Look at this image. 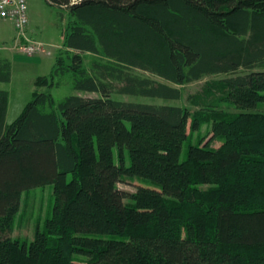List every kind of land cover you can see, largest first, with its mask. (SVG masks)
I'll list each match as a JSON object with an SVG mask.
<instances>
[{"label":"trees","instance_id":"1","mask_svg":"<svg viewBox=\"0 0 264 264\" xmlns=\"http://www.w3.org/2000/svg\"><path fill=\"white\" fill-rule=\"evenodd\" d=\"M47 1L68 12L69 51L36 86L72 75L98 97L57 104L35 91L6 124L0 90V264H264V0ZM143 72L179 87L229 77L207 84L204 96L223 92L193 113L114 98L182 99ZM10 77L0 58V82ZM126 178L158 189L123 191ZM47 185L45 228L11 238L24 193Z\"/></svg>","mask_w":264,"mask_h":264},{"label":"rangeland","instance_id":"2","mask_svg":"<svg viewBox=\"0 0 264 264\" xmlns=\"http://www.w3.org/2000/svg\"><path fill=\"white\" fill-rule=\"evenodd\" d=\"M27 12L29 16L28 28L30 29V34H28L27 28V37L32 41L44 44L46 49L51 52V55L41 54L36 55L35 57H29L21 53L16 48L18 45V33L13 23L9 20L0 18V55L11 60L13 69L12 82L7 84L0 83V89L8 90L11 94V106L8 116L9 123H12L20 116L27 103L33 99V93L35 90L51 93L57 104L71 95L79 94L90 98L98 97V94L96 93H79L75 91L72 75L60 77L61 85L59 87H35L34 82L38 77L49 76L52 73L54 65L56 64L57 56L69 51L65 46L64 41L70 18L66 10H60L59 8L50 5L47 0H27ZM83 58L85 67L89 68L91 66L92 57L84 54ZM139 74L155 80L156 82L169 84L165 80L150 73L143 72ZM225 78L227 77L223 74L218 76H208L202 81L184 87L169 84L181 89L183 97L179 101L118 95H114V98L127 102L180 105L188 108L190 112L193 113L202 108L203 100L210 104L211 101L215 99V96L218 97L220 93L223 92L220 89H215L212 92V95L206 97L204 96L203 88H205L207 84L213 83L214 85V82H218ZM115 85L117 87L120 86L118 83ZM199 96L200 99H198ZM220 109L235 112V110L229 105H222ZM258 111L264 112V103L259 104ZM207 131L208 128L204 127L201 131L202 133L198 132L195 134L192 143L196 144L199 135H206ZM206 138L207 140L210 139L208 136ZM220 146L221 144L219 142L213 144V147L215 148ZM188 148L189 142H185L182 149L181 161H184L187 158ZM115 155H117V150L115 151ZM126 155L129 164L128 150H126ZM68 178L70 179L71 175L68 176ZM139 186L158 189L153 183L145 179L126 178L121 184H119L121 190L129 193H135ZM53 206V185L38 187L24 193L21 211L16 217L11 238L19 239L21 241L33 240L35 231L37 229L43 230L45 228V222L47 219L51 218ZM80 259L84 260L82 257H80Z\"/></svg>","mask_w":264,"mask_h":264},{"label":"built area","instance_id":"3","mask_svg":"<svg viewBox=\"0 0 264 264\" xmlns=\"http://www.w3.org/2000/svg\"><path fill=\"white\" fill-rule=\"evenodd\" d=\"M0 18L9 20L14 24L18 33L16 48L21 53L29 57L41 54L51 55L44 44L32 41L27 37L29 26L27 0H0Z\"/></svg>","mask_w":264,"mask_h":264},{"label":"crops","instance_id":"4","mask_svg":"<svg viewBox=\"0 0 264 264\" xmlns=\"http://www.w3.org/2000/svg\"><path fill=\"white\" fill-rule=\"evenodd\" d=\"M11 22V21H10ZM14 25V24H13ZM28 34H30V29L28 28ZM17 42V41H16ZM85 55H90V56H92L89 52H85L84 53ZM0 58L1 59H6V60H9L10 62H11V60L9 59V58H5V57H3L2 55H0ZM54 68H55V65H54ZM54 70V69H53ZM219 75H221V74H219ZM225 77H228L226 74H223ZM215 76H218V75H215ZM41 77H43V76H41ZM12 80H13V69H12V62H11V77H10V81L9 82H0V83H11L12 82ZM37 80V79H36ZM36 80H35V87H37L36 86ZM38 88V87H37ZM1 91H6L7 93H8V105H7V115H6V124H10L9 122H8V116H9V111H10V106H11V94H10V92L8 91V90H3V89H0ZM35 91H38V90H35ZM34 91V92H35ZM47 93V92H46ZM34 94V93H33ZM30 102V101H29ZM28 102V103H29ZM27 103V104H28ZM26 107V106H25ZM24 107V108H25ZM24 110V109H23Z\"/></svg>","mask_w":264,"mask_h":264}]
</instances>
